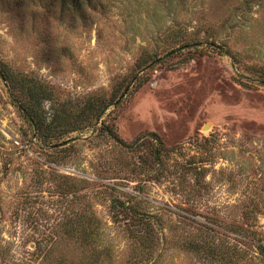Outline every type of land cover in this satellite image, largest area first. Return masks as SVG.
Here are the masks:
<instances>
[{
	"label": "rangeland",
	"instance_id": "rangeland-1",
	"mask_svg": "<svg viewBox=\"0 0 264 264\" xmlns=\"http://www.w3.org/2000/svg\"><path fill=\"white\" fill-rule=\"evenodd\" d=\"M72 2L0 0V264H264V0Z\"/></svg>",
	"mask_w": 264,
	"mask_h": 264
},
{
	"label": "trees",
	"instance_id": "trees-1",
	"mask_svg": "<svg viewBox=\"0 0 264 264\" xmlns=\"http://www.w3.org/2000/svg\"><path fill=\"white\" fill-rule=\"evenodd\" d=\"M73 2V4H75V6L76 5H79V6H81V0H72ZM90 2H91V0H90ZM84 3H85V0H84ZM170 55H172V53L171 54H168L167 56H170ZM146 76H144V77H142L141 79H140V82H145L146 81ZM108 132L111 134V135H113V137L123 146V147H125V148H129V149H132V148H135L136 146H138L139 145V139H138V141L137 142H134L133 144H127L126 142H124L117 134H115L112 130H111V128H109L108 129ZM151 136L154 138V139H156V140H158V138H157V135L156 134H151ZM161 143V142H160Z\"/></svg>",
	"mask_w": 264,
	"mask_h": 264
},
{
	"label": "water",
	"instance_id": "water-1",
	"mask_svg": "<svg viewBox=\"0 0 264 264\" xmlns=\"http://www.w3.org/2000/svg\"><path fill=\"white\" fill-rule=\"evenodd\" d=\"M206 128H208V127H206Z\"/></svg>",
	"mask_w": 264,
	"mask_h": 264
}]
</instances>
